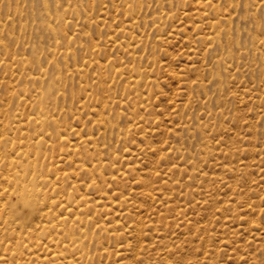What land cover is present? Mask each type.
<instances>
[{"label":"rangeland","instance_id":"rangeland-1","mask_svg":"<svg viewBox=\"0 0 264 264\" xmlns=\"http://www.w3.org/2000/svg\"><path fill=\"white\" fill-rule=\"evenodd\" d=\"M61 218L70 264H264V0H0V264Z\"/></svg>","mask_w":264,"mask_h":264},{"label":"bare ground","instance_id":"bare-ground-1","mask_svg":"<svg viewBox=\"0 0 264 264\" xmlns=\"http://www.w3.org/2000/svg\"><path fill=\"white\" fill-rule=\"evenodd\" d=\"M45 3V7H46V9H49V7H48V4H47V2H44ZM215 24V23H214ZM218 25V24H217ZM52 29V28H51ZM219 29V28H218ZM53 30V29H52ZM54 31V30H53ZM124 32V31H123ZM54 33V32H53ZM124 34V33H123ZM56 36V35H55ZM212 42V41H211ZM122 45V44H121ZM77 69V68H76ZM120 69V68H119ZM132 69L130 68L129 69V71H131ZM77 71L78 72H80V71H83V70H79V69H77ZM125 71V70H124ZM123 70H117V73H118V75L119 74H124L125 72H124ZM128 71V72H129ZM136 71V70H135ZM137 73H138V71H137ZM126 75V74H125ZM129 75V74H128ZM128 75H127V77H128ZM138 75H139V73H138ZM140 75H141V73H140ZM119 76H121V75H119ZM131 76V75H130ZM129 76V77H130ZM138 78H140V77H138ZM138 78L136 79L135 77L131 80V84H137V83H140V82H142L141 80H139L138 81ZM39 79V81L40 82H42L43 80L40 78V77H38L37 76V78L35 77L34 78V80H38ZM49 80V79H48ZM38 81V82H39ZM36 82V81H35ZM47 82V81H46ZM45 85V84H44ZM47 88V87H46ZM56 88V87H55ZM50 89V88H49ZM54 89V88H53ZM50 90H52V89H50ZM50 90H48L49 91V94H50ZM52 93H53V91H51ZM44 100V99H43ZM120 102H122V101H120ZM119 102V103H120ZM106 110V109H105ZM45 114H47V113H45ZM42 115H44V114H42L41 113V111L39 112V116H37L36 118H34L35 120L36 119H43L41 116ZM46 118V117H45ZM49 118V117H48ZM47 118V119H48ZM43 121H44V119H43ZM42 122V121H41ZM47 122V121H46ZM49 122V121H48ZM36 123V122H35ZM111 123V122H110ZM111 125V124H110ZM42 126V125H41ZM46 126V125H45ZM112 127H113V125H112ZM21 149V148H20ZM19 156H20V158H22L21 160H19V161H17V160H15V161H11L10 163H14L15 164V166H16V170L12 173L11 172V174L9 175V177H8V181H9V183H12L13 184V186L18 190V192H19V197L22 199V201L24 202V203H26L27 205H30V206H33V205H35V200H37V199H39L40 200V198H41V195H43L44 196V192H43V190L41 189V187H38L39 185H42L43 183H45V182H47V179L45 178V176L41 173H38L37 172V169H36V167H35V162H33V160H30V159H28L29 157L31 158V156H30V154H29V152H27V150H23V151H21V153L19 154ZM27 160V162H25ZM12 165V164H11ZM14 166V165H13ZM12 166V167H13ZM14 169V167L12 168V170ZM7 181V182H8ZM42 196V198H44L45 199V197H43ZM43 199V200H44ZM87 201V200H86ZM86 203V202H85ZM65 218H61V219H59V221L57 222V223H53V224H51L50 226H48L49 227V229H50V231L53 229V230H55V232L56 233H59L60 232V229L58 228L60 225V227H62V225H64L65 224ZM47 227V226H46ZM65 227V226H64ZM4 230V229H3ZM61 230H63V232L66 230V232H67V235H68V238H69V240H70V243L69 244H65V245H63L62 247H61V249H59V250H57L56 249V243H54V239H50V241H48L47 243H49V246L51 247V246H53V247H55V250H54V253H55V256H56V258L57 259H59V258H63V259H65V261L66 262H68L69 264L70 263H74L75 262V258L73 257V255L71 254V253H69V251H71V248H72V245L74 244V242H78L79 240L77 239L78 238V236H75V230L74 229H72V228H69L68 227V229H65V228H63L62 227V229ZM52 232V231H51ZM62 232V231H61ZM60 234V233H59ZM79 237H81V235L79 236ZM81 243H82V241L80 242V243H78L76 246H79L80 247V250H81ZM29 246V245H28ZM27 246V247H28ZM75 245H73V247H74ZM30 247V246H29ZM78 247V248H79ZM78 248H77V251H78ZM83 248V247H82ZM74 250L76 249V248H73ZM23 250V249H22ZM80 250H79V252H80ZM68 251V252H67ZM81 252H82V250H81ZM67 253H69V254H67ZM81 256H85L84 254H81ZM79 257V259L81 258L82 259V257ZM73 257V258H72ZM76 259H78V258H76ZM59 260H61V259H59ZM60 263H61V261H60ZM92 263V262H91Z\"/></svg>","mask_w":264,"mask_h":264}]
</instances>
